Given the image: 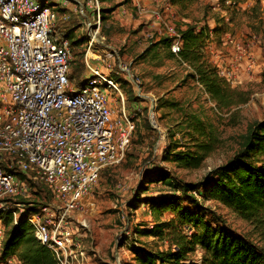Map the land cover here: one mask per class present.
<instances>
[{"label":"rangeland","instance_id":"1","mask_svg":"<svg viewBox=\"0 0 264 264\" xmlns=\"http://www.w3.org/2000/svg\"><path fill=\"white\" fill-rule=\"evenodd\" d=\"M99 1L104 9L101 17H106L100 21L101 34L106 45L115 50L108 52L138 80V84L131 85L124 77L115 76L124 93L126 110L138 116L123 161L101 172L89 198L91 204L73 213V237L79 244L72 247L67 259L69 264H140L138 255L144 251L169 247L151 233L158 223L172 217L171 212L157 207L159 196L175 190L179 183H197L210 170L226 163L240 150L253 125L264 121V0H230L231 4L228 0L177 1L173 3L175 9L168 10L170 0ZM81 7L84 15L79 12ZM67 11L73 12L58 17L55 31L61 35L76 26L70 42L88 37L91 0L69 1ZM186 23L218 24L206 54L216 66L240 61L235 70L236 82L231 86L246 102L220 111L191 70L162 46L161 40L170 37L168 27H185ZM228 38L252 42L255 70H246L242 52ZM85 49V41L80 45L71 43L70 69L75 85L82 83L88 73ZM111 99L117 113L121 104L116 103L114 93ZM191 117L204 122L221 140L219 148L198 169L180 167L165 154L170 148L172 153L176 147L182 150L190 143L186 133ZM154 166L160 168V174L146 179L144 173ZM36 186L38 203L34 209L56 202L43 183ZM203 204L221 215L230 230L263 243L259 231L227 207L214 201Z\"/></svg>","mask_w":264,"mask_h":264},{"label":"built area","instance_id":"2","mask_svg":"<svg viewBox=\"0 0 264 264\" xmlns=\"http://www.w3.org/2000/svg\"><path fill=\"white\" fill-rule=\"evenodd\" d=\"M69 1L61 0L59 7L67 11ZM91 2L84 59L88 73L75 85L69 77L70 42L55 31L60 8L45 0H0V214H10L15 225L22 217L28 221L57 264H69L67 255L79 244L73 213L91 204L101 172L123 161L138 116L126 110L115 76L132 84L138 80L115 55L105 57L103 48L115 50L101 34V2ZM79 12L84 15L82 7ZM156 18L161 20L157 12ZM168 34L172 53H179L176 28L168 27ZM228 41L242 52L246 70H255L252 42ZM239 62L215 65L230 85ZM113 93L121 104L117 113ZM37 183L53 193L55 203L32 208ZM3 241L0 222V255ZM0 264L19 262L0 259Z\"/></svg>","mask_w":264,"mask_h":264},{"label":"trees","instance_id":"3","mask_svg":"<svg viewBox=\"0 0 264 264\" xmlns=\"http://www.w3.org/2000/svg\"><path fill=\"white\" fill-rule=\"evenodd\" d=\"M177 1L193 0H170V3ZM105 18L101 17V22ZM75 29L76 26H71L62 33L63 37L73 38ZM218 30V24L210 27L207 23H186L185 27L176 28L181 39L179 53L174 54L170 49L172 37L163 38L161 44L191 70V75L220 111H229L246 102V98L218 74L206 54L212 35ZM84 41L87 42L86 36L69 40L70 46ZM69 77L71 79V69ZM187 129L190 143L184 145L185 149L176 147L170 153V148L165 154L171 155L180 167L198 169L219 148L221 140L195 117L188 120ZM159 169L155 166L147 169L145 178L158 176ZM159 197L157 207L168 210L172 217L158 223L151 233L169 247L144 251L138 255L140 264H264V121L253 125L240 150L226 163L210 170L197 183H179L175 190ZM203 201L217 202L253 225L263 243L257 244L230 230L225 226V219L205 207ZM33 203L35 207L38 201L33 199ZM0 222L4 228L1 260L16 258L19 264H57L54 254L36 239L32 225L23 217L15 225L12 216L4 213L0 214Z\"/></svg>","mask_w":264,"mask_h":264},{"label":"crops","instance_id":"4","mask_svg":"<svg viewBox=\"0 0 264 264\" xmlns=\"http://www.w3.org/2000/svg\"><path fill=\"white\" fill-rule=\"evenodd\" d=\"M45 1H47L50 5H52L55 9H57L58 7H59V5H60V2H61V0H45ZM138 2H139V0H138ZM170 2V1H169ZM137 5H139V3H137ZM168 6H167V10L168 9H175L174 8V5L173 4H171V3H168L167 4ZM60 8V7H59ZM70 10H72V9H70ZM60 12H59V15L60 16H67L68 14L69 15H71V12H73V11H65V9H61L60 8V10H59ZM92 12V11H91ZM72 14H74V13H72ZM75 15V14H74ZM191 24H193V23H191ZM204 24V23H203ZM198 25V24H197ZM202 25V24H201ZM209 25H210V27H214L215 25H212L211 23H209ZM62 35V34H61ZM212 42V41H211ZM210 42V43H211ZM209 43V44H210ZM212 46V45H211ZM109 47V46H108ZM111 48V47H110ZM111 50V49H110ZM112 51V50H111ZM102 52H104V53H106V54H104L105 55V57H108L109 59H111L110 57H112V55L108 52V49L107 48H103V50H102Z\"/></svg>","mask_w":264,"mask_h":264}]
</instances>
